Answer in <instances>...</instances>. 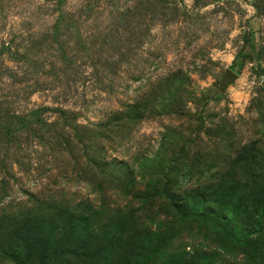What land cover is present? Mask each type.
<instances>
[{"label":"rangeland","instance_id":"1","mask_svg":"<svg viewBox=\"0 0 264 264\" xmlns=\"http://www.w3.org/2000/svg\"><path fill=\"white\" fill-rule=\"evenodd\" d=\"M0 264H264V0H0Z\"/></svg>","mask_w":264,"mask_h":264},{"label":"water","instance_id":"2","mask_svg":"<svg viewBox=\"0 0 264 264\" xmlns=\"http://www.w3.org/2000/svg\"><path fill=\"white\" fill-rule=\"evenodd\" d=\"M238 79V75L235 74L233 71L228 70L226 76L223 79V86H228L233 84Z\"/></svg>","mask_w":264,"mask_h":264}]
</instances>
